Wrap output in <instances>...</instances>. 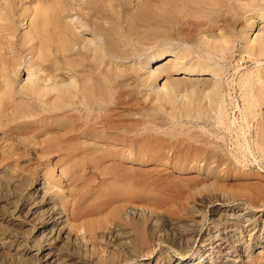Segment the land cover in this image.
Wrapping results in <instances>:
<instances>
[{
	"label": "bare ground",
	"instance_id": "obj_1",
	"mask_svg": "<svg viewBox=\"0 0 264 264\" xmlns=\"http://www.w3.org/2000/svg\"><path fill=\"white\" fill-rule=\"evenodd\" d=\"M35 1H36L35 5H33V2L31 1H30L31 4L28 5V3H25L26 0H0V130H2L1 128H3L5 125H8V127H10L9 124L12 123L14 125L15 122L17 121L19 122L20 120L24 119L22 123L21 121L18 124L16 123L17 125H15L16 126L15 130L17 132H23L24 134L26 133L32 134V132L33 133L34 132L45 133L47 130L46 128L42 129V127H44L45 124L50 119H53L55 121L54 122L52 121V123H55L56 126L51 123L53 125V129L50 127L51 130H48L49 132L47 131L48 134L52 136L53 140H57V141L59 140L60 142L62 141L63 143L64 139L69 140V138H71L73 141L70 140V144L72 141L74 146L75 145L79 146L81 145V143H83V145H85L84 147L85 148L87 147L86 149L84 148L85 151L80 150L74 155L80 156V157L84 156L87 158L102 157L103 152L101 154L100 152L101 150L99 149L101 147L100 145L102 144L100 143L101 139L104 140V137H105V136L103 137L102 134H104L106 131L108 133V131L111 129L112 130L114 128L116 129L119 123L118 121L121 120L120 116L122 117L124 116V115H119L121 113V112L119 113V108L122 105L120 94L123 91L121 88L118 89V85L120 87V82H122L120 81L121 80L120 76L122 77L123 73H120L121 75L119 76L118 73L120 71L119 69L118 71L116 70L117 67H115L116 65L114 64L116 59L125 58L124 59L125 61L127 57L128 58L131 57L132 54H133V57L135 53L140 54V51L138 49L141 46L140 47L138 46L140 45L139 43L142 42L143 40L146 41L150 39L149 42L151 41L152 43L153 40H151V38L153 39L155 38L154 42L155 41L159 42V40L163 39L164 36L166 38L170 37L173 30H176V33H177L179 32V30H182L183 28H184L183 31L187 29V27L185 28L184 26H182L183 24L187 25L188 23L193 21V23L195 22L193 25H196L198 22L194 21V19L198 18L197 16L199 15L201 17L203 16L202 14H204L205 18L207 17L211 21V18H209L210 15H208V13L216 12L220 10L221 11L228 10V12H224L225 14V15L223 14L224 17L223 16L221 17V18H225L226 13L229 14L230 13L229 10L232 8L235 9V5H236V2H235L236 0H145L146 5L144 3L143 8H139L140 5L137 3V5L139 6L138 7L135 6L134 8L135 10H134L133 9L134 6L132 3L133 0L132 1L131 0H120L121 1L120 3H119V0H35ZM253 1H251V5L256 2L255 3L256 7L264 6L262 5L263 4L262 0H261L262 4L258 6L257 4L261 2L257 3L258 0L255 2ZM141 2L143 3L144 0L143 1L140 0L139 3ZM22 3H24L25 6L20 5ZM134 3H135L134 5H136V2ZM238 3L241 4L240 1ZM248 3H250V1L244 3L243 6L246 7L247 5H250ZM21 6H23V8H20ZM144 6L146 7L144 8ZM261 7L259 9H261ZM239 9L240 8L236 7L237 13L241 10ZM256 11L258 10L256 9ZM245 12L246 11H244V14ZM74 14L79 16V18H77L78 19L77 21L74 20L75 18L73 19V17L75 16ZM247 14L245 18L244 16L241 15L243 20L247 19ZM212 15L213 13L211 14V16ZM231 15L232 14H229L228 16H231ZM261 15H262L261 18L264 19L263 12ZM218 16L219 15H217V18ZM249 16H250L249 19L254 18V17L251 18V15ZM257 16H260V15H257ZM191 17L192 18L195 17V18L192 19ZM231 17L232 19H234L233 18L234 16H231ZM202 18H204V16L201 17L200 19L204 20L203 23L205 25V22L207 23L208 19L206 21V19H202ZM239 18H240L239 16L238 18L236 17L235 21L238 20ZM242 18H241V21H242ZM104 20H107L105 21L107 25L104 23ZM217 20L213 21V23L217 22L216 24L218 26L219 20L218 21ZM227 20L230 21V19H227ZM227 20L226 22H228ZM247 20L245 21L248 23ZM26 21H28L27 23L28 28H26V31L24 30L23 31L24 33L22 32L23 34L19 36L18 32L20 28L17 26V24L18 22H21L22 24V23H25ZM257 22H255V20L252 23L249 22L250 23L249 28L253 30ZM229 23H226L227 26L229 25ZM249 23L247 25H249ZM188 25L190 26L189 27L190 29L192 27V30L196 27L195 26L193 28V25L192 26L190 24ZM200 25L198 26L201 27ZM247 25H246V29H247ZM198 26L196 28H198ZM215 26L212 23L207 24L208 28L205 29V31L207 30L206 32H208L209 34V32H212ZM196 28L193 31H196L197 30ZM230 28H228V31ZM222 30L223 31H221V34L223 35L224 33L222 32H224V28ZM216 31H217V27H216ZM228 31L225 32L226 37H227ZM190 32L188 33L189 35H191ZM201 32H202V35L206 33L204 31H201ZM251 32H249V29H248L246 34L243 33L245 34L244 35L245 39L244 38L243 39L245 40L244 42H246V45H247L245 47L247 49H245L244 51L250 49L252 53L249 52L250 50L246 52L250 54H254L253 49L255 48H257L259 51L264 50V32L262 31L263 34L258 33V36L255 37L254 39L249 38L251 36L250 34ZM217 33L218 32H216V34ZM89 34H92L94 36L90 38L89 36H87ZM184 34L185 32H183V35ZM188 34L186 33V35ZM212 34L214 35V33ZM216 34L214 35L215 37H216ZM199 35L202 38V35L201 34ZM213 35H212V38H214ZM175 36H177V34ZM194 36H197L196 38H198V40L200 41L201 38L198 36V34ZM130 37L136 38L135 41L137 40L138 42L135 43L133 40L130 39ZM181 38H184V37L182 36ZM189 38L187 40H189ZM194 38H191V39H194ZM204 38L208 39V36L205 35ZM230 39L231 38L228 39L227 37V39H224V41L230 40ZM234 39L235 38L233 37V40ZM238 39L239 38H237V40ZM168 40L171 41V39L169 38ZM201 40L203 41V39ZM202 41L200 42L199 45H202L201 44ZM143 42L141 43V45L142 44L144 45ZM204 42L205 43L203 45L211 49L209 51L215 50L216 52L221 51V50H222L221 52H225V49H224L225 46H226V52H228L232 49L231 45L234 47L233 44H235L233 42L232 44L231 41L230 43L229 41H227L229 43V45L228 44L227 45L231 47V49L227 51L228 47L226 45L227 43L226 41H225L226 42L225 44L219 41L220 44L222 43V45L224 44L225 46L224 45L221 46L218 43L214 44L217 42V40H215V42L214 41L206 42L204 40ZM250 43L251 45L253 44L254 46L253 45L252 46L255 48L253 47L251 48L250 45L248 46V44ZM195 44H198V42H195ZM190 47L189 49H191ZM204 47L202 48L204 49ZM172 48L170 47L169 49L168 48L166 49L165 47L164 49L161 48V50L159 49L151 57H149L148 59L146 58L147 60L141 59L140 64H138L139 61L138 63L136 62L137 63L136 65H140V68L137 69V73L140 74L139 76L141 80L139 79L140 81L139 80L138 81L141 82V84H143L142 86L144 87L145 86L149 88L153 87V90H151L152 88L150 89V91H152V94H150V91L149 93L147 91V93L148 95L150 94L154 99H156L157 97V99L155 100L156 102H155L154 100L151 99V96L150 97L148 96L152 100V102L154 101L152 104H156V103L160 104V105L156 104V106H161V104L165 106L166 105L167 106L177 105L179 103L177 101L179 100V98H177L178 97L177 92L180 91L179 89L181 86L184 87V84L186 82L190 83L189 81H185L184 79L190 80V78L192 77H194V79L195 77H198L197 78L198 81L196 82L193 81L194 79L190 80L196 84L197 82H200L199 79H202V81L203 80L205 81L206 80L205 76L208 75V77L210 76V79L207 78V81L214 82L215 80L217 81V79L222 78L223 77L222 74H224V73L220 74L221 67L217 68L218 66H216V64H213L215 62V61L213 62L212 61L213 58H211L213 56V53L212 55L210 54L211 52L205 53L207 56H205V54L204 56H202L201 54L202 57L198 54L200 57L197 55L198 57L197 56L195 57L197 59H194L192 57L194 53L196 52V50L198 49L195 48L194 50V48H192V51H191L189 49L185 50V48H183L182 50L181 48V50L178 51L177 48H176L177 50H174ZM199 49L200 51L202 50L200 47ZM233 49L235 52L236 49L235 48ZM257 49L255 50L257 51ZM230 52H231V55H233V52L232 51ZM262 53L264 52L262 51ZM262 53L261 52L258 53L257 51V54L256 53L255 54L259 56V55H263ZM24 54L28 55V58L26 57V62H27V59H29V62L31 61V64L27 62L30 64V66L26 65L27 67H25V69L28 68L27 72L29 71L28 80H26V82L24 80V82L21 83L20 77H21V74L23 73L22 68L25 64H27V63H24L23 61L25 60V58L23 59ZM139 54L137 55L139 56ZM209 54L211 57L208 56ZM223 55L225 54L224 53L220 54V60L221 58L222 60L224 59L225 56ZM163 61H167L165 63L166 64L165 66L161 65L160 67L158 66L159 68H156L155 70L153 69L154 71L151 70L152 67L154 68L156 65H160V62H163ZM118 62H120V60L116 61V63ZM124 67L125 66L123 65L120 70L121 71L123 70L124 72L123 78L125 77L127 79V82L129 79H131L132 71H133L132 75L135 74V77L137 75V77L139 78L138 74H136V72L134 73V70L136 71V69L134 68L136 67L138 68V66L136 67L134 66L133 67L134 70H132L131 68L132 71L130 70V68H128V71L130 70L131 72L127 71V73L124 69H122ZM33 68H35V71L38 69L40 71V74H37V72L33 73L34 71L32 72L33 74H29ZM125 69L127 70V68ZM34 75L37 77H33ZM172 75L179 76V77L182 76L184 77V79L183 78L180 79L179 77H178L179 79L174 78L172 77ZM250 75H248V77ZM118 77L120 80L118 79ZM200 77H204V79ZM248 77L246 75L245 78H248ZM123 78L122 80L125 79ZM245 78L243 79V81L245 80ZM126 79L124 81H126ZM132 79L131 81H133ZM252 79L250 80V82L252 81ZM160 80L164 82V86L162 87V89H157L158 87L156 88V85L158 84V81ZM247 80L249 81V79ZM69 81L70 83H68ZM219 81H220L219 83L216 82V85H215L216 87H213L214 85H212L213 89L212 88L209 89V92L205 94L206 97L213 96L211 100L209 98L204 99L203 97L205 95L200 96L201 98L205 100L204 101L202 99L204 101V103H202V100L200 99L202 104L205 105L209 100H210L209 103L211 104V101H213V99L215 101H219L221 99L219 95L223 93L221 89L224 88V85L222 84L221 80ZM213 82H210V83H213ZM250 82H247V84ZM138 83L134 85H138ZM188 83L185 84V87L189 85ZM242 83L243 82H240V84ZM124 84L125 83L122 84V87ZM206 84L207 83H205V85ZM217 84L218 85L222 84V87L221 85L217 86ZM244 84H246V82H244ZM199 85H202V84L200 83ZM205 85L203 84V86ZM248 85L251 86V83ZM248 85H247L248 88L246 87V89L250 88ZM128 87H130L129 89L130 94H132L131 93L132 90L138 88V86L137 88L135 86L134 89H131L133 88V86L132 87L128 86ZM128 87L126 86L125 88H128ZM188 87L186 88L187 90H188ZM191 87L195 89L193 85ZM191 87H189L190 90H191ZM241 87L243 88V86ZM252 87H253V82H252ZM214 88H217V89L214 91ZM139 89L142 90L143 88L139 87L137 90L138 92L136 91L135 94L139 93ZM183 89H181V92H183ZM143 90L142 92L144 93ZM200 92L202 93V90ZM210 92L213 94H211ZM254 92L256 93V91ZM192 93L194 94V92ZM203 93L205 92L203 91ZM209 93L211 95H209ZM245 93H246V90H245ZM249 93L248 94L251 95L250 91ZM248 94L246 93V96L244 97V99L248 96ZM144 95L146 96V93H144ZM252 95H254L253 92H252ZM255 95H257V93ZM187 98L183 99L184 101V102L182 101L183 107L181 108L183 109V113H184L186 110H188L187 107H190L188 111L190 112L191 116H193L192 113L195 111V110L194 111L191 110L192 108L191 104L193 103H191V100H189L191 103L190 104L191 106H190ZM252 98H254V101L257 102L256 101L257 98L255 100V96H253ZM252 98L247 97V99H249L248 101H251V102L253 101ZM186 100L188 102H185ZM131 101H133V98ZM180 102H181V99H180ZM184 103L188 104L189 106L187 105L186 107V104ZM209 103L208 105L206 104L207 107L209 106ZM247 103L249 104V102ZM196 104L195 105L193 104V105L196 106ZM199 104H200V101L197 104L198 107L196 106L197 107L196 109L199 108ZM244 104L246 105V103ZM253 104L254 106L255 105L257 106V104L259 103L257 102V104H255L254 102H252L251 106L253 109H255L256 106L254 107ZM132 105L133 104H131L130 106ZM204 105L202 107H206V105L205 106ZM214 105L221 107V109L223 106V104L222 105L220 104L221 105L220 106L219 104L216 105L212 103V106ZM225 105H228V104L226 103L224 104V106ZM230 105L233 106V104H230ZM230 105H228V107ZM251 106H250L251 110H249V107L247 108V106L246 108L245 107L244 108L248 109L249 111H252L253 109L251 108ZM162 107L163 108L157 107L155 109L159 108L161 112H162L161 109H164L163 112L160 113V114H163L167 108H164V106ZM185 107H186V110L184 111ZM169 108L171 109V107ZM177 108L179 109L180 107L178 106ZM206 108L204 109V111L209 110ZM209 108L210 110H213L214 112L217 111L218 109L217 107H215L216 110H214L212 107H209ZM80 109L83 110V113L79 111ZM173 109H175L174 106L172 107L171 110ZM178 109H176V111L179 112L180 110ZM201 109H199L200 112L203 110ZM176 111H174L175 116H177L176 113H178ZM188 111H186V114H185L186 116L189 115ZM213 111L211 112L213 113ZM200 112L197 111L196 113L197 114L199 113L200 115ZM208 112H209L208 115L210 117L211 112L210 111ZM218 112L220 111H217V113ZM147 113H144V117L145 115L146 117L147 115H149V117L153 116L151 115V113L150 114H147ZM222 113H225V112H222ZM157 115L158 114L155 115V118ZM173 115H172L173 119L172 118L171 119L173 120L174 123L180 117L186 118V116L180 115V117L178 118L177 116L178 119H176V117L175 116L173 117ZM208 115L205 114L206 117ZM227 115L225 113V116ZM27 117L28 118L30 117V118L27 119ZM158 117L159 116H157V118ZM161 117L163 116H160V118ZM197 117H198L197 115L196 117L194 116L196 120L199 119ZM223 117H221V119ZM153 118L154 117H152V119ZM204 118H202L201 116V119H204ZM152 119L150 118L151 122H152ZM165 120L166 119H164V121ZM179 120H182V119H179ZM148 121L147 119H145L143 122H148ZM164 121L162 120L164 125H166L167 123L171 124V122H168V120H166L167 122L165 121L166 124L164 123ZM158 123H160L161 126H164L162 125L160 121ZM52 125H49V126H52ZM49 126H46V127L49 129ZM157 126H159V124ZM176 126H179V124H177ZM39 127L41 129H39ZM11 128H9V130H11ZM9 130H6L7 133L8 132L10 133ZM130 130L129 132L131 133ZM6 131H3V132L5 133ZM35 135H39V134L36 133ZM99 137L100 138L103 137V138H101L100 141H98ZM126 137L127 136H125L124 138ZM132 140H135V139L132 138L131 141ZM49 142H46V143L44 142L43 144L38 143V142H33L34 143L33 146L31 145L32 147L25 148V150L29 151L30 154L37 155L39 151H43L48 146H50ZM260 142L262 141L260 140ZM128 145L130 144L128 143ZM79 147H82L80 149H83V146H79ZM135 147L136 145H134V148ZM127 149L129 148L127 147ZM10 152L11 151H9V153ZM14 152H17V154L20 153L18 151H14ZM113 152L115 151H112V153ZM131 153H134V152H131ZM15 154L16 153L12 152L11 154H8V155L11 159L15 156ZM115 156L117 157V154ZM3 157H4V154H3ZM110 157H112V155H110ZM119 157L121 158L120 155ZM128 157L129 156H127V158ZM7 158L5 157V159ZM227 158L228 157H226L225 159L228 160ZM4 161L3 163H5ZM11 161L9 160V163L7 162L6 164L0 165V213H2L0 214V254L8 253L12 255V257L14 258V260L12 261V264H95V261L88 260L87 258L88 256L86 257L85 255L83 258L85 259L87 258L86 260L81 259V257L79 256H72L71 258H68L67 255L65 256L61 253L62 245L60 243L65 240L68 242H72V239H73L71 238V234H70L71 231H69L65 225L66 220H67V212L64 208L59 206L57 202L55 201L52 202L48 200L49 198L45 197V193L44 195L39 194L40 192L42 193L44 192L42 189H38L37 192H34L33 194H31L27 200L25 207L19 211L20 212L19 217L23 216V214H25L24 216L33 217L38 222V224L41 226L39 230L40 239L35 241V243L31 246L27 245L28 242L25 243V237L19 232L20 224H16L13 218L7 217L8 212H10L11 214L14 213V215L16 214L18 208L16 205L17 194L15 193H16V190L21 188V186L23 185L22 183L19 184L20 181L12 180L11 177L13 176L14 170L10 167ZM196 168L197 166H195L193 170L191 171H195ZM47 205H51V207L44 209ZM259 208H264V204L259 206ZM129 209L126 211L124 207V210L123 208L121 210L126 212L124 220L127 223H129V225L131 223L132 225L131 229L130 230L129 228L127 229L125 225H122L123 223H120V225L118 224V228L115 229V231H110L106 237L108 238L107 241L109 242V245L114 247L113 248L114 250H112V252L116 250L118 252L116 253L117 256L114 252L115 257L113 258V261L111 262L112 264H114V262L116 264H119V262L121 261L120 259H122L123 256L124 258L127 256L126 257L127 259H131L134 257L138 259L141 257L143 258V256L151 257V255L154 252L153 248L156 246L157 243L158 244L164 243V242L170 243L175 249H177L179 254L182 255L183 257L186 256V254H188V252L193 247V244L195 243L197 239L198 233L200 231V226H201L200 222L195 220L194 218H191L189 216L191 218L190 219L188 217L190 220L188 218H186L185 220H182L183 218L173 219V218L165 217V215L164 217H162L160 215L159 216L156 215L157 211L151 210V211H155L156 214L155 213H151L152 215L149 214V218H148L149 220L145 222V212L141 210L140 207L139 208L136 207V209L133 207L131 210ZM121 210H119L120 211L119 213L123 214ZM168 210H171V209H168ZM119 213L117 210L116 215L118 216ZM214 213H215L214 214L215 216L219 217L218 219L219 223L217 224L216 222V227H215L216 229H218V234L217 233H216L217 235L208 234L209 244L205 247V250L203 251L202 249L199 250L198 253L195 254L193 258H191L188 261L179 260L175 258L174 255H170L169 251H166L167 256H165L164 253H162L161 257H159L157 261L155 260L156 261L155 264H204L206 260H210L211 264H216L217 261L220 260L222 257L226 259V262L223 261L220 264H254L256 260V257H254L253 255L255 248L262 249L263 250L262 253L264 254V222L259 221V219H257L256 217H251L249 214L252 212H247V210L245 212H242V210L240 209L239 210L231 209V210H224V211L222 209H216ZM118 217H120V215ZM120 218L122 221L124 216L123 218L122 217ZM118 220L120 219L118 218ZM220 226H223L224 228L223 230H225L224 232L229 230V233H228L229 238H227V240L226 239L220 240L219 238L221 235L219 233ZM247 237H250V239H248ZM226 244L230 247H226V249L223 250V245H226ZM208 246H210V248L207 250ZM35 247H39L40 250H44V251L41 254L40 252L34 253L33 248ZM85 252H88V251H85ZM209 252H212V253L208 255ZM86 254H89V253H86ZM78 255H80V252ZM105 259L101 258V260L107 261V258ZM100 263H103V261ZM105 263L107 262H104V264ZM111 263L109 262V264ZM124 263H127V262H124ZM144 264H150V263H144Z\"/></svg>",
	"mask_w": 264,
	"mask_h": 264
},
{
	"label": "rangeland",
	"instance_id": "obj_2",
	"mask_svg": "<svg viewBox=\"0 0 264 264\" xmlns=\"http://www.w3.org/2000/svg\"><path fill=\"white\" fill-rule=\"evenodd\" d=\"M30 1L33 2V5L36 4L35 0H26L25 3H28L29 5L31 4ZM239 1L241 2V4L238 3ZM249 1L250 3L248 4L250 5L246 4L247 5L246 7L243 6L244 3L249 2ZM251 1L253 0H236L235 1L236 2L235 9L232 8L233 11L232 9L229 10L230 12L229 14H232L231 16H234L233 17L234 19H232L231 16H228L229 15L228 13H226L225 18H221L222 16L224 17L225 15L224 12H228V10L210 12L211 14L213 13L212 16L210 13H208V15H210L209 18H211L212 22L207 17L205 18V15L202 14L204 16V18L202 19H206V21L208 19L207 23L205 22V25H206L205 26L203 23L204 20L200 19L203 16L200 17L199 15L197 16L198 18L196 19H194L195 17L192 18L193 17L192 16L191 18L194 19V21H197L199 24L197 23L196 25H193L195 23V22L193 23V21H191L188 24H190L191 26L193 25V28H194L195 26L197 27L198 25L203 23L200 25L203 28L198 26L199 29L195 27L198 31L197 30L193 31L195 28L192 30V27L190 29L189 28L190 26L188 24L187 25L183 24L182 26H184L185 28L187 27V29H185L187 31L185 30L183 31L184 29L183 28L182 30H179L180 32L179 34V32L176 33V30H173V31L171 30L172 31V34L170 36L171 38L170 37L166 38L164 36L165 39L163 38L159 40V42L158 41L154 42L155 38L154 39L151 38V40H153L152 43L151 41L149 42L150 39L146 41L143 40L144 42L143 41L142 42L144 43V45L143 44L141 45L142 42L139 43L140 45L138 44L139 45L138 47L141 46L138 49L140 51V54L135 53L134 57L132 54L131 56L132 58L127 57L125 61H124L125 58L116 59V61L120 60V62H122V63L120 62L116 63L115 61L114 63L116 65L114 66L117 67L116 70L118 71L119 69L120 71L118 73L120 76L121 75L120 73L124 74L123 70L122 71L120 70L123 65L125 67L122 69H124L126 73L128 71V68H130V70L132 68V70L136 69V71L134 70V73L136 72V74H138L137 69L140 68V65H136L138 61H139L138 64H140L141 59L147 60L149 57L155 54L159 49L160 50L161 48L164 49V47L166 49L167 48L169 49V47L170 48L173 47L172 49L174 50L178 49V51H180L181 48L182 50L183 48H185V50L186 49L188 50L189 47L191 46L190 47L191 49H189L191 51H192V48H194V50L195 48L198 49L196 50V52L194 51L195 53L192 57L194 59H197L195 57L198 54L200 56L201 54L202 56H204V54L207 52L209 53L211 52L210 53L211 55L213 53L214 57L213 56L211 57L210 54L208 56L213 58L212 61L213 62L215 61V62L214 63L212 62V63L216 64V66H218L217 68L219 67L222 68V69L220 68V72H221L220 74L224 73L222 74L223 77L220 75L222 78L217 79V81L215 80L217 83H219L220 82L219 80H221L222 84L224 85V88L221 89L222 84H219L221 85L220 89L223 92V93L220 92L222 94L219 95V97L221 98V99L219 98L220 99L219 101H215L213 99V101H211V104H210L209 102L211 98H213V96L206 97L205 95L207 92H209V89L211 88L213 89V87H216L215 81L214 82L207 81V78L210 79V76L209 77L208 75L205 76L206 82L204 80L203 82L202 79H199L200 82H197L195 84L193 81L195 82L198 81L197 80L198 77H195V79L194 77H192L190 78V80L192 79L194 80L190 81L189 79L188 80L184 79V77L182 76L179 77V76L172 75V77L174 78L179 77L180 79L183 78L185 81H189L190 83L186 82L185 84L188 83L189 85L191 86L193 85L195 87L194 89L188 85L189 87H191V90H192L191 91L189 87L188 86L185 87V84H184V87L181 86L179 89L180 91L177 92V95H178L177 98H179V100H177L179 102L178 103L179 105L178 104L177 105L180 108L183 107V102H184L183 99L187 98L188 96H189L187 98L188 101L191 100V103H193L194 105L196 104L197 100H198L197 104L200 101L201 105L199 104L198 109H196L198 107L197 104H196L197 106L196 107L193 104H191L189 101V105L190 104L192 105L191 110L193 111L195 110L193 113L191 112L193 116H191L190 112L188 111L190 107H187L188 104L186 103L184 104H186V107L188 108V110H186V107H185L184 111L185 110L188 111L189 115L187 116L185 115L186 111L183 113V109L181 108L182 110L181 112L180 108L179 109L177 108L178 107L177 105H173L175 109L171 110L173 106H167V105L165 106L163 104H161V106H156V104L158 105L159 103L152 104L157 99V97L156 99H154L150 95L152 94V91H150V89L152 88L151 90H153V87L149 88L146 86L145 87L142 86L143 84L139 82L141 80L139 76L140 74H138L139 78L137 77V75L135 77L134 73H133L134 75H132L133 71L131 70L132 71L131 72L129 70L128 72H131V79L133 78L132 79L133 81L129 79L127 82V79L125 77L124 78L126 79V81H124L125 79L123 78L124 76L123 74H122V77L120 76L121 80L118 77L120 81L122 82L124 81L123 83H125L124 84L125 86L123 85V87H122V84H123L122 82H120V87L118 85V89L121 88L123 91V92L121 91L122 93L120 94L122 105L119 108V113L121 112L119 115H124V116L123 117L120 116L121 120L118 121L119 123L116 129L115 128L113 130L111 129L108 131V133L106 131L104 134H102L103 137L105 136L104 140L105 139L107 140L104 141L103 139H101L103 137L98 138L99 139L98 141H100L101 139L100 143H102L100 145L101 147L99 148L101 150L100 152L101 154L103 152V155L105 157L103 155L102 157H96V158L75 156L74 154L79 152L80 150L85 151L84 150L85 145H83V143L79 145V146H83V149H80L82 147H79L78 145L74 146V144L72 143L73 140L71 138H69V140L64 139L65 141L63 140V143L62 141L60 142L59 140L58 141L53 140L52 136L48 134L49 132L48 130H51V128L53 129L52 124L55 125V123H52V121L53 122L55 121L53 119H50L48 121L49 123L47 122L45 126L42 127V129L46 128V130L48 131L47 132L45 130L46 131L45 133H39V132L33 133L32 132V134L26 133L27 134L26 135L23 132H17L15 130V127H16L15 125H17L20 121L22 123L24 119L20 120L19 122L18 121L15 122L14 125L12 123L9 124L10 127H8V125H5L7 127L4 126L3 128H1L2 130H0L1 132L0 133V165L6 164L7 162L9 163V160L11 161L12 159V161L10 162V167L14 171H13V176L11 178L12 180L20 181L19 184L21 183L23 184L21 188L16 190V193H15L17 194L16 205H17L18 210L17 212L15 211L16 212L15 215L14 213L11 214L10 212H8L7 217L13 218L16 224H20L19 232L25 237V243L28 242L27 244L28 246L33 245L35 241L40 239L39 230L41 226L38 224V222L33 217L24 216L25 214L19 217L20 215L19 211L25 207L29 196L33 194L34 192H37L38 189H42L44 191L43 193L40 192L39 194L44 195L45 193V197L49 198L48 200L52 202L53 201L57 202L59 206L64 208L67 212V220H66L65 225L68 228V230L71 231L70 234H71V238L73 239H72V242H68L65 240L60 243L62 245L61 253L65 256L67 255L68 258H71L72 256H79L81 257V259H85L83 258L85 255L86 257L88 256L87 257L88 260L95 261V264H104V262H107L105 264H109V262L111 263L113 261V258L115 257L114 252L115 254L118 253L117 250L112 252V250H114L113 249L114 247L110 246L109 242L107 241L108 238L106 237L110 231H115V229L118 228V224L120 225V223H123L122 225H125L127 229L128 228L129 230L131 229V226H132L131 223L129 225V223H127L124 220L126 212L121 210L122 208L124 210V207L126 211L129 208H130L129 210H131L133 207L135 209L136 207L137 208L140 207V209L145 212V222L149 220L148 219L149 214L150 215H152L151 213L156 214L155 211H157V214H156L157 216L160 215L164 217L165 215V217L173 218V219L183 218L182 220H185L186 218L190 216L191 218H194L195 220L199 221L201 226H200V231L198 233L197 239L195 243L193 244V247L188 252V254H186V256L184 257L180 255L177 249H175L170 243L164 242V243L156 244L157 247L155 246L153 248L154 252L151 255V257L143 256V258L141 257L138 259H136L135 257L131 259H127L126 258L127 256H126L125 257L126 259H125L123 256V258L120 259L121 261L119 262V264H144V263H150V264L154 263L155 264L157 259L161 257L162 253H164V255L167 256L166 251H169L170 255H174L175 258L179 260H182V261L190 260L191 258H193L195 254L198 253L199 250L201 249L202 251L205 250V247L209 244L208 234L210 235L218 234V229L215 228L216 222L217 224L219 223L218 221L219 217L214 215L215 214L214 211L216 209H222L223 211L231 210V209L233 210L240 209L242 210V212H245L247 210V212H252L249 214L251 217H256L257 219H259V221L264 222V210H263L264 208H259V206L264 204V144H263L264 143V53H262V51L264 52V50L259 51L257 48L253 47L254 46L253 44L252 46L250 43L248 44V46L250 45L251 48L253 47L257 49L258 53L261 52L263 55H259V56L256 55L257 51L255 49H253L254 54H250L252 52L249 48L248 49L250 51L249 50H246V51H249L250 53H247L246 51H244L245 49H247L245 48L247 45H246V42H244L245 41L244 35L247 33L248 29H249V32L252 31L250 33L251 36L249 35L250 36L249 38H253V39L258 36V33L263 34L262 31L264 32V30H262L264 29V21H262L264 19L261 18L262 12L264 14V9H263L264 6H262L263 8L261 6L256 7L255 1L257 0L253 1L255 2L253 3L254 5L253 4L251 5ZM120 2L121 1L119 0V3ZM134 2H136V5H134L135 4ZM139 2L140 0H138V2L137 0H133L132 3L134 7L133 6L131 7H133L134 9L135 6L138 7L140 5L139 8H143V4L145 3L146 5L145 0L143 3L141 2L142 4ZM259 2H261V0L257 1V3ZM262 2L257 4V6L261 4L264 5V0H262ZM137 3L139 5H137ZM20 5L25 6L24 3ZM23 6H21L20 8H23ZM250 6L252 9L250 8ZM145 7L146 6H144V8ZM236 7L242 10L241 11L239 9L240 11L238 13L241 12L240 14L237 13L238 9L236 10ZM260 7L261 9H259ZM256 9L258 11H256ZM244 11H246L245 14H244ZM242 12L244 15L242 14ZM219 13H221L222 15ZM253 13L255 15L257 14L260 16H257V15L255 16ZM246 14H247V19L250 18L249 15H251V18L254 17L252 19H249L250 21L245 19L248 21V23L249 22L252 23L254 20L255 22L258 21L256 23L257 27L255 25L253 30L249 28L250 23L249 25H247L248 23L242 18V16H244L245 18ZM74 15L75 16L73 17V19L75 18L74 20L77 21L78 20L77 18H79V16L76 14ZM217 15H219L218 18H217ZM238 16L240 18L235 21V18L236 17L238 18ZM215 18L216 20L217 19L219 20L218 24L220 26L219 25L217 26L216 24L217 22L213 23V21H216ZM226 18L230 19V21L227 20ZM241 18H242V21H241ZM225 19L228 22H226ZM231 20H233L234 22ZM105 21L107 20H104V23L107 25ZM208 22L214 24V26L216 25L215 28H213L212 32H209V34L208 32H206L207 30L205 31V29L209 27V25L207 27V24H210ZM27 23L28 21L22 24L21 22H18L17 26L20 28L18 32L19 36L24 33L23 32L24 30L26 31V28H28ZM221 23L225 27H223ZM223 23L225 24L229 23V25L227 26V24L225 25ZM231 23L232 24L235 23L236 26L235 24L232 25ZM246 25H247V29H246ZM229 26L230 27L233 26V27L230 28ZM216 27H217V31H216ZM227 27L230 28L229 29V31L231 30L230 33ZM223 28H224V32L222 33H224L225 35L221 34V31H223L222 30ZM188 30H190L191 32ZM201 31H204L207 34L203 33L204 35H202ZM226 31H228V34H227L228 39L229 38L231 39L225 40V41L226 42L229 41V43L230 41L231 43L232 42L235 43V44L232 43L234 45V47L231 45L232 49L230 46H228L229 43L228 42L226 43L224 41V39H227L226 33H225ZM173 32H175L177 36H175L176 34ZM183 32H185L184 35H183ZM189 32L191 33V35L188 34ZM216 32L218 33L220 32V33L216 34ZM186 33L188 35H186ZM212 33H214V35L216 34V37L217 36L218 37L216 38ZM231 33L232 34L234 33L233 34L234 36ZM197 34L199 37H200L199 34L202 35V38L201 37L200 38L203 39V41L201 39L199 41L198 38H196L197 36H194ZM205 35L208 36V39L204 38ZM212 35L214 38H212ZM87 36L91 38L94 35L89 34ZM182 36L184 38H181ZM223 36H225L226 38ZM233 37L236 40L235 39L233 40ZM168 38L171 39V41L168 40ZM188 38L189 40H187ZM191 38H194L195 40ZM237 38L239 39L237 40ZM130 39L133 40L135 43L138 42L137 40L135 41L136 38L134 37H130ZM166 40L169 42H167ZM204 40L206 42L207 41L215 42V40H217V42L214 44L218 43L221 46H223L225 43L226 45L228 44L227 51L231 49L230 51L233 52V55H231L230 51L226 52V46L224 45L225 52H221L222 50L217 51L219 53L221 52L222 54L223 53L225 54L223 55L225 56L224 57L225 60L224 59L222 60V58L220 60L221 53L219 54L215 50L209 51L211 49L203 45L205 43ZM218 40L220 42H223L224 44L223 45L222 43L220 44ZM201 41H202L201 43L202 45H199ZM179 42L181 45L179 44ZM195 42H198V44H195ZM199 47L202 49L201 51ZM202 47H204V49ZM233 48H235L237 51L235 50L234 52ZM137 54H139V56ZM205 56L207 55L205 54ZM26 57L28 58V55L24 54L23 55V59L25 58V60H23L24 63L29 62V59H27V62H26ZM166 62L167 61L160 62V65H156L154 68L152 67L151 70L153 69L155 70L156 68H159L161 65L165 66ZM29 63L31 64V61ZM29 63L25 64L22 68L23 73L21 74V77H20L21 83L24 82V80L26 82V80H28L29 78L28 76L29 71L27 72L28 68L25 69V67H27L26 65L30 66ZM134 66L135 67L138 66V68L136 67L133 69ZM125 68H127V70ZM32 72L33 73L37 72V74H40V71L38 69L35 71V68H33L29 74H33ZM245 74L247 75V77L248 75L250 74L251 75L248 78H245L246 77ZM33 77H37V76L34 75ZM242 77H244L246 81L245 80L243 81L244 78ZM250 77L251 79L254 78L252 79L251 82H250L251 80ZM122 78L124 80H122ZM200 78L204 79V77H200ZM247 79H249V81ZM136 81L137 83L139 82L138 85H134V84H137ZM162 82L163 81L161 80L158 81V84L156 85V88L158 87L157 89H162V87L164 86V82L163 83ZM208 82L209 83L213 82V83L209 84ZM240 82H243V83L240 84ZM244 82H246V84L247 82L251 83V86L248 85L250 83L247 84L250 87L249 88L250 90L246 89L247 85L244 84ZM252 82H253V87H252ZM68 83H70V81ZM200 83L202 85H199ZM205 83L207 84L205 85ZM203 84L205 86H203ZM207 85L208 86L210 85V86L208 87ZM212 85L214 86L212 87ZM219 85L217 84V86ZM126 86L127 87L133 86V88L131 89H134L135 86L136 88L137 86L138 88L139 87L143 88L146 90L145 91L142 89L144 93H146V96L140 89H139V93L135 94L138 88L134 89L135 91L132 90L134 92L131 91L132 94H130L129 92L130 87L125 88ZM241 86H243V88ZM187 87H188V90L186 89ZM217 88H214V91ZM181 89H183V92H181ZM201 90H202V93L200 92ZM245 90L247 94L249 93V91L251 92V95H249L250 93L248 94L247 96L248 98H252L253 96H255V100L257 98L256 101L259 104H257V102L254 101V98H252L253 100L252 102L257 104V106L255 105L256 106L255 109L252 108L251 106L252 102L248 101L249 99H247V97L244 99V97L246 96ZM147 91L148 93L150 91L149 95ZM203 91L205 93H203ZM254 91H256L257 95H255L256 93ZM192 92H194V94ZM252 92L254 95H252ZM210 93L209 95L213 94V93L211 94ZM134 94L136 95V97ZM202 95H205L203 97L204 99L205 98L210 99L208 102L206 101L207 105L209 103L208 107L205 104L207 108L202 107L204 105L202 103H204L205 101L203 98L200 97ZM148 96L149 97L151 96V99L154 101L152 102V100ZM132 98H133V101H131ZM180 99H181V102H180ZM200 99L201 100L203 99L204 101L202 100V103H201ZM245 100L249 102V104ZM188 101L186 100L185 102H188ZM212 103L216 105L223 104V106L226 103L228 105L233 104L234 108L232 105H230L229 107L228 105H225L226 107L222 106V109L224 108L222 111L221 107H218L215 105L212 106ZM244 103H246V105ZM131 104L133 105L130 106ZM162 106H164V108H167L166 109L167 112L164 111L163 113L164 115L160 114L163 112L164 109H161L162 112L159 110V108L155 109L157 107L163 108ZM246 106L247 108L249 107V110H251L250 109V106H251L253 110L249 111L248 109H245ZM169 107H171V109ZM209 107H212L214 110H216L215 107H217L219 109V110L217 109V111L225 112L226 115L227 114L228 115L225 116V113H222V112L221 114L220 112H218L219 113L218 114L217 111L214 112L213 110H210ZM205 108L209 109L208 111L210 112L213 111V113L212 112L210 113L211 114L210 117L208 115L209 112L207 110L204 111ZM176 109L180 111L178 112L176 111ZM199 109H201L202 111L200 112ZM79 111L83 113L82 109H80ZM172 111L178 112L176 113L178 118L180 117V115L186 116V118L180 117L179 119H182V120H179L177 116H175V112L173 113ZM197 111L200 112V115L199 113L198 114L196 113ZM144 113H147V114L151 113V115H153L152 117L154 118L152 119V117H149V115H147V117L145 115L144 117ZM154 113L158 114L157 116H159L158 118L156 116L157 120L155 118L156 114ZM168 113H170L171 116ZM205 114L208 116L206 117ZM172 115L173 117L175 116L176 119H178L179 121L175 119L176 121L174 120L175 121L174 123L172 120L173 119ZM196 115L198 116L197 118H199L198 120L194 118V116L196 117ZM160 116H163L161 117L163 119H161ZM201 116L202 118L204 117L205 118L201 119ZM221 117L223 118L221 119ZM29 118L27 117V119ZM150 118L152 119V122ZM145 119H147V121L149 120L150 122L149 121L143 122ZM164 119L168 120V122H171V124L169 123L166 124L167 121L165 120L166 121L165 122ZM155 120L158 122L160 121L162 125H164L162 122L163 120L166 125L161 126L160 123L156 122ZM48 124L52 126H49ZM158 124L159 126H157ZM177 124H179V126H176ZM180 124L181 125L183 124V125L181 126ZM46 126H49V129ZM9 128L13 130L11 131L9 130ZM39 129L41 128L39 127ZM6 130H9L10 133L9 132L7 133ZM129 130L131 131V133L129 132ZM3 131H6V132L4 133ZM36 133L39 134L40 136L35 135ZM125 136L127 137L124 138ZM132 138H134L135 140L131 141ZM70 140H72L71 144H70ZM260 140L263 143L260 142ZM33 142H38L42 144L44 142L45 143L49 142L50 146H48L43 151H39L37 155L30 154L29 151L25 150V148L32 147L34 144ZM106 142L107 143L109 142V143L107 144ZM128 143L132 147L128 145ZM134 145H136L135 147L136 149L134 148ZM127 147L129 149H127ZM9 151L11 152L9 153ZM14 151H18L20 153L17 154V152H14ZM112 151H115L116 153L113 152L114 153L113 154ZM12 152L16 153L17 155L15 154L14 156L15 158L13 157L10 159L8 154H11ZM131 152H134V153H131ZM3 154H4V157H3ZM116 154H117V157L115 156ZM110 155H112V157H110ZM119 155L121 156V158L119 157ZM222 155L224 156L226 155V156L224 157ZM127 156H129L130 159L129 157L127 158ZM5 157L6 158L9 157L7 158L8 161L7 159H5ZM226 157H228L227 158L228 160L225 159ZM3 161L5 163H3ZM195 166H197L196 170L197 169L199 170L191 171L193 170ZM48 207H51V205H47L44 209H47ZM126 207L127 208L129 207V208L127 209ZM145 209L146 210L148 209V210L146 211ZM168 209H171V210H168ZM117 210H118V213L120 212L119 210L123 212V214L119 213L118 216L120 215V217L122 218L124 216L123 220L125 222L123 220L121 221V218L116 215ZM151 210H155V211H151ZM118 218L120 220H118ZM223 229H224L223 226H220L219 233L221 235L219 238L220 240L222 239L227 240V238H229L228 237L229 230L224 232L225 230ZM102 235L104 236V238ZM247 238L250 239V237H247ZM109 247L111 250L109 249ZM226 247H230V246H228L227 244L223 245V250H225ZM209 248L210 246H208L207 250ZM33 250H34L33 251L34 253L40 252V254L44 251V250H40L39 247H35L33 248ZM84 250L88 252H85ZM79 252H80V255H78ZM262 252H263L262 249L255 248L253 255L254 257H256V260L254 264H264V254ZM86 253H89V254H86ZM211 253L212 252H209L208 255ZM101 258L102 259L107 258V261L101 260ZM13 260L14 258L12 257V255L8 253L0 254V264H10V263L12 264ZM102 261L103 263H100ZM223 261L226 262V259H224V257L218 260L216 264H220ZM124 262H127V263H124ZM114 264L116 263L114 262ZM204 264H211L210 260H206Z\"/></svg>",
	"mask_w": 264,
	"mask_h": 264
}]
</instances>
